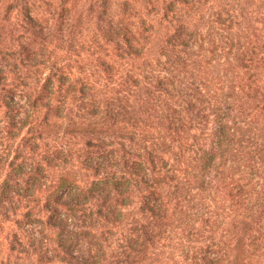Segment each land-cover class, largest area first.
Masks as SVG:
<instances>
[{
  "label": "rangeland",
  "instance_id": "374dc122",
  "mask_svg": "<svg viewBox=\"0 0 264 264\" xmlns=\"http://www.w3.org/2000/svg\"><path fill=\"white\" fill-rule=\"evenodd\" d=\"M220 113L235 142L226 181L261 184L264 0H0V264H68L63 249L126 264L148 239L146 263L186 264L169 243L224 241L219 193L177 184ZM149 156L176 180L165 192L203 204L210 222L170 221L169 234L142 210L135 177L111 196L104 182Z\"/></svg>",
  "mask_w": 264,
  "mask_h": 264
},
{
  "label": "trees",
  "instance_id": "16d2710c",
  "mask_svg": "<svg viewBox=\"0 0 264 264\" xmlns=\"http://www.w3.org/2000/svg\"><path fill=\"white\" fill-rule=\"evenodd\" d=\"M227 118L226 113L217 115V123H215L211 133L209 146L207 148L198 147L193 167L195 172L185 170L182 179L177 177V184L185 180L190 184L197 183L199 191L208 192L209 196L213 192H218L230 211L219 223V226L223 225V223L226 226L224 227L226 232L224 241L222 238L214 237L213 235L210 236V243L207 245H204L203 239L202 241H193V245L183 244V241L177 245H174L173 242L169 243L167 246L170 248L169 250L176 254L177 252L181 253L179 258L184 256L183 261L186 264H264V182L258 184L257 182L253 183L251 179L246 181L247 176L245 175L239 177L238 181L231 177L230 181H226V165L229 157L235 151V142L226 123ZM161 162L165 166L167 165V161L161 157H138L131 163V166L127 165L124 171L121 170L119 176L114 175L111 177V181H100L99 184L102 185V182L104 184L110 183L111 196L117 195L118 197L122 196L120 192L130 189V185L133 183L132 178H137L136 180H139L137 183H143L145 188L142 198V210L149 214L152 219L161 221L165 229L169 227V234L172 231L170 221L175 222L176 220L180 225L191 228H194L193 223L199 218L202 219L201 224L204 221L210 222L209 219H205L207 213L201 212L204 208L203 204L190 206V202L186 198L182 201L181 198L171 197L165 192L169 187V180L175 182L176 180L170 179L166 175L157 177L161 170L164 169H158ZM253 171L254 169L251 168V172L248 174L252 175ZM122 198V203L126 206L125 202L127 201L124 200L126 196ZM184 200L191 207L190 209L184 206ZM200 200L206 201L207 198H204L203 195ZM174 204L175 208L172 211ZM178 206L180 207L177 208ZM213 213L215 217H222L219 213ZM177 214H179V217H177ZM70 216L69 214L67 218L71 219L72 217ZM239 217H242V220H239ZM62 218L67 220L64 215H62ZM55 223L56 219H54L52 213L48 219V224L58 228ZM154 225L155 223L153 222L149 223L146 234L150 237L156 235ZM60 238L62 242H65L62 236ZM67 240L69 241L70 239ZM196 242L198 244H195ZM64 244L62 245L61 243V246H64ZM152 245V239H148L144 244H132V247H129L130 254L121 262H126V264H148L145 261L149 258L148 256L151 253L149 246L152 247ZM138 246H142V248L140 250L136 249ZM163 247H166V245H163ZM190 248L195 249L192 254L190 253ZM63 252V262L68 264H86L84 257L80 256L78 252L66 249H63ZM132 253L137 256L143 254L144 260H136V256L131 257ZM172 261L173 259L171 261L163 260L156 264H173Z\"/></svg>",
  "mask_w": 264,
  "mask_h": 264
}]
</instances>
